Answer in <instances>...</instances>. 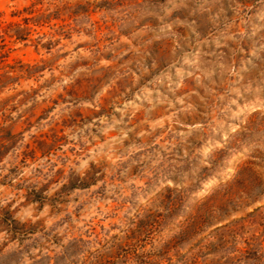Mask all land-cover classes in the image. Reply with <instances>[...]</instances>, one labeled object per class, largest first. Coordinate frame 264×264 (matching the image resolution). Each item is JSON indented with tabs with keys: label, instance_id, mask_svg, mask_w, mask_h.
Returning a JSON list of instances; mask_svg holds the SVG:
<instances>
[{
	"label": "clouds",
	"instance_id": "1",
	"mask_svg": "<svg viewBox=\"0 0 264 264\" xmlns=\"http://www.w3.org/2000/svg\"><path fill=\"white\" fill-rule=\"evenodd\" d=\"M0 39L38 53L0 83V264H264V0H0Z\"/></svg>",
	"mask_w": 264,
	"mask_h": 264
},
{
	"label": "rangeland",
	"instance_id": "2",
	"mask_svg": "<svg viewBox=\"0 0 264 264\" xmlns=\"http://www.w3.org/2000/svg\"><path fill=\"white\" fill-rule=\"evenodd\" d=\"M10 20H13L12 17H10ZM23 23L27 24V21H23ZM12 23H9L8 25L4 26L5 27V36H7V31L6 29L11 27ZM19 38H25L23 35H19ZM8 40L10 41L11 38L8 37ZM8 49V51H5V49ZM38 56V53L33 51L32 53H27V52H22V53H17L11 50L9 47L8 43H5L3 39H0V83H3L5 77V74L3 72L4 67H8L9 70H14L15 67L23 65L25 62H34L35 58ZM30 69L25 67L24 68V73L27 74V72ZM88 90V84L85 83L81 88H77L76 91L80 94L85 93ZM22 127V126H20ZM19 130V127H18ZM0 133L3 135H0V140L5 139V138H12L13 133L11 129H4L0 127ZM45 143H52V140L50 137L45 138ZM32 150L35 151L36 153H40L41 147L39 144L34 143L32 145ZM205 214L203 212H198L196 219L193 221V224L196 228H199L202 226V221L204 219Z\"/></svg>",
	"mask_w": 264,
	"mask_h": 264
}]
</instances>
